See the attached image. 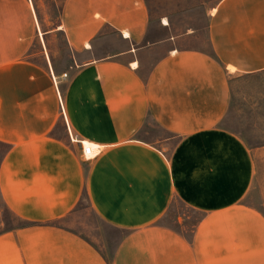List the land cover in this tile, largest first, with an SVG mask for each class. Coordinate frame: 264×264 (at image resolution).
<instances>
[{
  "label": "crops",
  "instance_id": "1",
  "mask_svg": "<svg viewBox=\"0 0 264 264\" xmlns=\"http://www.w3.org/2000/svg\"><path fill=\"white\" fill-rule=\"evenodd\" d=\"M206 15L208 49L163 19L154 36L145 0H63L59 66L35 1L0 0V225L25 221L0 232V262L264 264V143L220 125L232 82L264 74V0ZM83 194L121 231L109 255L57 223ZM173 199L200 214L188 235L160 221Z\"/></svg>",
  "mask_w": 264,
  "mask_h": 264
},
{
  "label": "rangeland",
  "instance_id": "2",
  "mask_svg": "<svg viewBox=\"0 0 264 264\" xmlns=\"http://www.w3.org/2000/svg\"><path fill=\"white\" fill-rule=\"evenodd\" d=\"M34 1L38 17L35 37L40 41L46 37L54 64L62 66L70 58L63 33L55 28L59 23L63 0ZM145 2L156 30L154 36L163 35L157 27L158 21L163 19L170 23V33L182 35L184 32H191L181 37L182 42L208 49L206 9L212 0H145ZM231 87V104L220 125L238 134L251 147L264 143V74L240 76L238 81L232 82ZM148 131L152 135L162 134L154 124L148 127ZM4 149L5 145L0 143V153ZM251 199L255 201L258 199L256 191L251 194ZM199 215V212L185 206L178 199H173L160 221L188 235ZM24 223V220L6 210L0 232ZM57 223L80 233L107 255L111 253L113 245L121 235L120 230L106 224L92 210L85 194L81 196L74 209Z\"/></svg>",
  "mask_w": 264,
  "mask_h": 264
},
{
  "label": "built area",
  "instance_id": "3",
  "mask_svg": "<svg viewBox=\"0 0 264 264\" xmlns=\"http://www.w3.org/2000/svg\"><path fill=\"white\" fill-rule=\"evenodd\" d=\"M66 73H63V75H65ZM81 146H82V155L85 158H92L94 156H96V154L99 153V147L97 145H88V144H84V141H80Z\"/></svg>",
  "mask_w": 264,
  "mask_h": 264
},
{
  "label": "bare ground",
  "instance_id": "4",
  "mask_svg": "<svg viewBox=\"0 0 264 264\" xmlns=\"http://www.w3.org/2000/svg\"><path fill=\"white\" fill-rule=\"evenodd\" d=\"M84 144H88V145H92L93 146V144H91V143H89L87 141H84Z\"/></svg>",
  "mask_w": 264,
  "mask_h": 264
}]
</instances>
